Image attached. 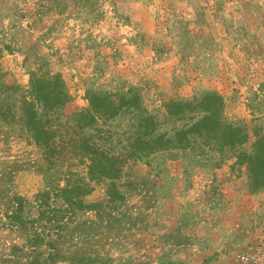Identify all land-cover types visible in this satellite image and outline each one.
<instances>
[{
  "label": "rangeland",
  "instance_id": "374dc122",
  "mask_svg": "<svg viewBox=\"0 0 264 264\" xmlns=\"http://www.w3.org/2000/svg\"><path fill=\"white\" fill-rule=\"evenodd\" d=\"M210 92L244 157L129 158L135 114L170 136ZM260 138L264 0H0V264H264Z\"/></svg>",
  "mask_w": 264,
  "mask_h": 264
},
{
  "label": "trees",
  "instance_id": "16d2710c",
  "mask_svg": "<svg viewBox=\"0 0 264 264\" xmlns=\"http://www.w3.org/2000/svg\"><path fill=\"white\" fill-rule=\"evenodd\" d=\"M124 99V97L122 98ZM138 99V95H133L129 100H125L122 104L117 106L113 104H105V111H101L102 114H108V108H113L110 116L116 114L122 108L125 111L137 112V106L134 105ZM104 103V101H102ZM133 102V103H132ZM195 102V103H194ZM92 103V102H90ZM92 107V105H91ZM190 108V112L200 110L205 113L201 120L188 126L182 124L179 129L176 130L173 135L167 136L166 134H160L157 132L158 123L153 121L151 117H142L143 114H135L138 120L136 138L134 142L129 143V158L134 157L137 160L147 157L148 155L161 152L178 150L181 152H188L196 155L198 159L203 157H209V155L219 152L224 154L226 152H232L236 145H241V135L239 134V128L233 127L232 124H221L219 121V112L222 107V98L215 92L205 94L203 97L193 99L192 102L186 103L181 101L170 102L166 105L168 116L173 119V122H181L185 120V112ZM131 108L132 111L130 110ZM93 110L97 111L96 106L93 105ZM98 114V111H97ZM245 138V136H244ZM261 141V142H260ZM264 144V138L257 139L256 144ZM87 150H91L92 153L89 156V165L87 166L88 175L93 177L96 171L107 178L116 176L119 172L117 166L115 167V161L113 158L101 152L100 157L96 154L98 149L94 146L87 147ZM262 151V147H259V152ZM209 153V154H208ZM258 154V150H257ZM237 159L244 157L243 153L236 154ZM214 164L213 158H208ZM215 165V164H214ZM264 183V180H262ZM52 264L56 262L55 259H51ZM33 264H39L37 263Z\"/></svg>",
  "mask_w": 264,
  "mask_h": 264
}]
</instances>
